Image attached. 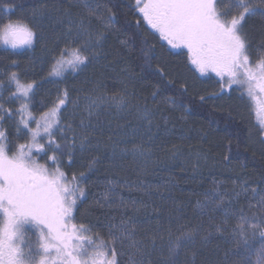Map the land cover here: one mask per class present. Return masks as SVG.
Wrapping results in <instances>:
<instances>
[{"label":"trees","instance_id":"16d2710c","mask_svg":"<svg viewBox=\"0 0 264 264\" xmlns=\"http://www.w3.org/2000/svg\"><path fill=\"white\" fill-rule=\"evenodd\" d=\"M70 1L84 3V0H4L19 5L14 11L27 7L38 8L42 5L48 8H57L60 5L64 9ZM88 3L103 5L112 17L121 44L113 40L112 36L106 35L96 60L111 67L124 66L134 75L135 85L124 84V87H132L135 92L142 94L139 99L132 98L134 103H131H138L135 104L138 107L133 105L136 107L134 110L145 111L153 93H157L158 98L162 97L169 106L178 105V109L168 111L165 105L158 106L155 112L158 119L155 120L154 117L153 123L162 124L165 119L166 126L163 124L162 128L166 134H156L149 145L139 143L138 146L142 144L145 152L151 157L145 167L137 163L132 153L118 157L110 156V147L119 134H128L133 128H139L133 107L126 117L100 111L92 117L83 118L79 115L69 116L64 111L61 123L70 124L72 128L71 131H66L67 137L71 139L75 134L76 144L85 136L88 139L84 152L76 150L73 163L69 165L65 155L63 163L59 165L69 180L74 173L77 176L81 172L85 173L80 184L86 188L87 198L79 204L76 220L79 225L83 224L91 231L83 235L98 234L97 240L110 239L106 229L109 228V223L113 224L116 211L114 215H110L102 204L100 207L95 204L97 202L91 197V193L97 184L112 180L120 184L121 190H130L124 192L128 196L129 204L137 201L139 205H143L142 209H134L124 216L120 215L123 218L117 217L116 221L135 225L137 240L147 241L153 235L158 237L156 250L149 249L150 255L143 257L145 264L149 260L156 264L161 254L167 255L168 229L171 227L173 232L178 234V224H187L189 229L196 228L198 231L196 244L200 254L197 264H223L225 259L231 264L233 259H244L247 256L236 254L231 230L237 224L241 212L251 216L258 210L251 207L241 196H234V191L251 188L253 185L260 188L264 184V129L254 119L253 112L243 109L245 101L248 102L247 98L240 93L226 90L219 94L220 88L217 85L216 91L207 89L205 82L196 79V71L188 60L187 51L182 47L173 48L151 28L139 12L136 0H88ZM9 18L8 15L6 19ZM44 22L50 24L48 21ZM3 24L0 17V26ZM243 30L248 34L252 48L259 46L264 42V17H249ZM58 36L54 34L52 37ZM54 45L35 41L33 48L23 47L17 50L0 44V81H3L0 98L8 97L15 91V85L8 82V75L13 71L19 74L23 83L36 81L38 87L32 98L30 111L39 118L41 113L51 107L50 101L56 90H67L70 103L72 97H75L74 93L84 89L88 81L93 83L92 86L97 81L102 83L103 74L96 72V69H87L84 73L69 71L64 79L49 77L53 56L58 55L59 49L65 46L61 44L53 49ZM13 60L18 64L12 65ZM182 86L187 90L184 91ZM119 89L120 85L115 82L110 92L117 95L121 93ZM166 97L169 99L165 100ZM201 97L205 99L201 100ZM150 104L154 107L153 103ZM17 105H21V100L7 102L4 106L15 112L19 108ZM19 119L17 113L11 120H5L0 128L6 131L10 141L26 143L21 137L17 139L15 136V123ZM81 121L89 127H81ZM31 127H35L34 121ZM131 135L132 133L129 136L132 137ZM149 138L147 137V140ZM132 146L136 147L135 140L117 147L130 150ZM226 155L230 157L228 161L224 159ZM34 158L49 171L55 172L57 165L48 161L47 156H35L34 153ZM93 159L99 163L89 170V162ZM132 187L137 190H131ZM214 190L222 192L220 197H223V205L215 206L218 200L207 202V196ZM155 192L158 194L154 199ZM127 201L125 199V202ZM110 204L111 202L108 203ZM225 221L227 230L224 235H212L201 247L200 237L207 235L209 231L214 233L215 225ZM29 235L34 242L36 236L31 233ZM160 236L164 237V246ZM258 246L259 241L254 247ZM109 256L111 258L110 254ZM179 259H185L183 251Z\"/></svg>","mask_w":264,"mask_h":264},{"label":"snow or ice","instance_id":"6c2138e0","mask_svg":"<svg viewBox=\"0 0 264 264\" xmlns=\"http://www.w3.org/2000/svg\"><path fill=\"white\" fill-rule=\"evenodd\" d=\"M84 6L88 8L90 17L96 16L99 5L93 9L89 7L88 0H84ZM136 6L144 21L163 40L173 48L182 46L187 49L188 60L198 72L203 74L211 70L216 73L220 83L219 94L224 92L225 80L228 88L233 84L243 87L245 81L241 80V75L246 76L249 96L253 93L254 83L255 87L264 92V51L258 53L255 67H251L252 43L243 30L249 17H264V0H136ZM16 7L19 5L0 0V11L4 13H10ZM44 14L43 8L33 9L30 17L9 19L0 26V44L10 49L33 48L38 38L37 21ZM96 18L104 19L103 16ZM76 29L74 33L70 27L64 33L65 46L59 49L58 55L53 56L49 77L64 79L69 71H81L99 57V51L89 52V49L102 48L104 33L99 32L93 36L83 20L77 23ZM258 47L264 49V42ZM11 63L18 64L15 60ZM8 82L15 85V91L8 97L0 98V125L18 113L20 119L15 123V136L19 139L27 134L29 140L26 143L10 141L6 131L0 128V264H119L116 245L118 242L123 245L125 241L130 250L131 264H145L143 257L150 255L149 249L156 250L157 236L153 235L147 241L137 240L135 225L122 222L118 232L109 231L110 239H99L97 243L98 234L83 235L91 229L74 223L75 213L79 204L87 198V191L80 184L85 173L81 172L78 176L74 173L69 180L59 167L65 155L69 165L73 163L77 150L75 134L71 139L66 135V131L72 130L71 125L61 123L62 114L68 105V91L58 90L51 107L37 118L30 111L37 82L23 83L15 71L9 73ZM2 86L3 81H0ZM182 87L184 91L187 90ZM156 95L153 93V98ZM87 99L89 116L109 103L123 102L122 98L118 100L115 96ZM16 100H23V103L15 112L5 108V103ZM33 121L34 128L31 127ZM80 126L89 127L84 121H81ZM260 126L264 129V121H261ZM45 137L47 140H44ZM42 140L43 143L40 142ZM87 143L85 136L80 141V152L85 151ZM49 152L52 154L48 155ZM34 153L35 156L43 154L48 161L56 164L55 174L50 173L45 165L39 164ZM140 154L143 155V152ZM224 159L228 161L230 157L226 155ZM97 163L99 161L96 159L90 161L89 170ZM247 191L245 187L244 192ZM259 192L253 188V198ZM214 195L220 194L216 192ZM216 203L223 205V197ZM251 207L258 212H253L251 216L241 212L231 235L235 241L236 254L250 256L254 253L255 256L254 260L242 259L239 264H264V195H260V199ZM226 225L227 221L217 224L214 233L209 231L207 235L201 236V247L212 235L223 236L227 230ZM176 232L178 234L171 227L168 229L167 255L161 254L156 264H197L200 254L196 244L197 229H189L187 224H178ZM29 233L36 236L34 242ZM159 239L164 246V237L160 236ZM257 241L259 246L254 247ZM91 247L97 249L95 255L89 254ZM182 251L185 259L180 260ZM98 257L102 259L98 260ZM136 257L141 259L137 261ZM147 264H153V261L149 260ZM223 264H227L226 259Z\"/></svg>","mask_w":264,"mask_h":264},{"label":"rangeland","instance_id":"374dc122","mask_svg":"<svg viewBox=\"0 0 264 264\" xmlns=\"http://www.w3.org/2000/svg\"><path fill=\"white\" fill-rule=\"evenodd\" d=\"M88 4H89V7L93 9L97 8V5H99V10L96 13V16H103L104 19L99 20L96 18V16L90 17L88 14V8L84 6L83 2L77 3V2H72V1H70L67 4V8H64V9L60 5L57 8L55 7L48 8L47 6L42 5V7H38V8L27 7L26 9H16L15 11L9 14L4 13L3 11H0V17L3 19V23H7L8 20L6 18L8 15L10 17L9 19L15 20L21 16L30 17L33 9L43 8L45 14L41 18H39V20L37 21L38 27L36 31L38 33V38L36 39V41L37 42L41 41L42 43L49 44V45L55 44L53 46V49L56 48L58 45L65 44L66 37L64 33L70 27L75 33L77 30L76 25L81 20H83L84 24L88 26L93 36L96 33L103 32L105 37L106 35H108L109 37L112 36V39L116 40V42H118L119 44L120 40H118L117 38V29H115V26H114L115 24L113 23L112 19L111 20L108 19L109 14L106 8H104L103 5H100L98 3H88ZM43 20L48 21L50 24L44 22ZM69 21H72V23L70 24ZM54 34H56L57 36L59 35V36L57 38H54L52 37ZM77 43H79V41H77ZM18 49H21V48H18ZM183 49L187 51L186 48H183ZM99 50L101 51V49H89V51L91 52L99 51ZM252 50H253L252 65L250 66L255 67L256 60L258 59V53L260 51H264V49H260L257 45H255V47H253ZM193 68L195 69L194 66ZM87 69L89 70L96 69V72L98 71L99 74L102 73L103 74V75L101 74L103 76L102 77L103 79L101 80L102 83H100V81L98 83L97 81V83H95V85L92 86L93 83L88 81V85L85 86L84 89H81L77 93H74L75 97H72L70 103H68L67 105V108L64 109L65 113L69 116L79 115L83 118H86V117L89 118V117L96 115L100 111H105V112L112 114L113 116L126 117L128 116L127 114H129V112L131 111L130 108L133 107V114L137 120L136 125H138L139 128H133L134 130L132 129V131L128 133L129 135L132 133L131 135L132 137H130L126 133L119 134V137L116 136L118 138L114 140L113 144L110 147L111 148L110 156L118 157L126 153H132L134 157L136 158L137 163H139L140 165H144L145 167L151 161L150 160L151 157H149L150 154L148 152H145L144 146L142 144L143 143L148 144V145L151 144L152 137L155 136L156 134L158 135L161 132L166 134L165 130L162 128L165 122V119L162 121V124L153 123L154 117H155V120L158 119L157 113H155L158 109V106L165 105L168 111H170L172 109L177 110L178 105L169 106L166 102H164V100H162V97L158 98V96L156 95L154 98L153 96L150 97L149 103L147 102L148 99L145 100L146 101L145 103L146 104L148 103V106H149V107L147 106L148 108H146L145 111H142V112L141 111L139 112L138 110L135 111L134 109L136 107H134L133 105L135 104L138 105V103L133 104L134 103L133 99L134 98L139 99L141 97L140 95L142 94L139 93L138 91L135 92L132 87H130V89L128 88V86L124 87L125 83H130L134 85L136 83L134 79L135 78L134 75L130 74V72L127 71L124 66L122 67L112 66L111 67L107 63H105V65H102L101 63L98 62V60L94 59L90 63H88L87 66L83 70H81V72L84 73ZM195 71L197 75L196 79L200 80V82L201 81L205 82V84L207 85V89L215 90V85H217L220 88L219 77L216 75L215 72H212L211 70H209L208 72L201 74L196 69ZM241 73H243V70H241ZM241 80L245 81L243 87H241L239 84H233L231 88L227 87V80H225L226 87L224 91L226 90V91L233 92V93L237 92L238 94L240 93L244 97H246L248 102L245 101L243 109L245 108L247 112L249 111L250 113L253 112L254 119H256L257 122L261 124V121H264V92L260 91L259 88L255 87V83H254L253 93L251 96H249L248 91H247L248 85L246 83V76L241 75ZM115 82L120 85L119 90L121 91V93L117 95L111 94L110 92V88L115 84ZM57 95H58V91L56 90L55 95H53V99L50 101V106L52 105V102L57 98ZM100 96H106V97L115 96L117 97L118 100L122 98L123 102L120 104H117L115 102L109 103L103 107L96 109L94 113L91 116H89L88 110H87V105L89 103V100L87 98L88 97H100ZM150 102L153 103L154 107H152ZM22 103H23V100H21V104ZM17 106L19 107L20 105H17ZM179 119H182V118H179ZM164 125L166 126V124ZM152 129H153V135H151ZM147 137H150V138L147 140ZM21 138L24 140V142H28L29 140V137L27 136V134H25ZM44 140H47V138L45 137ZM130 140L131 142L135 140L136 147L132 146L130 150L129 148L125 149L123 147H117L125 143H128V141ZM40 142L43 143L44 141L42 140ZM140 142H142V144L138 146ZM79 145H80V142H77V149H79ZM141 152H143V155L140 154ZM149 174H151V172ZM100 187H101V190L99 191ZM246 188L248 189L247 193L244 192V188H241L240 190L234 191V196L237 197V193H239V196L244 198V200L247 203H249L250 205H255L256 202L260 199V195H264V184L260 188L254 187V185L251 186V188H248V187ZM253 188L260 190L259 194L256 195L255 198H253V194H252ZM133 189L137 190V188L135 187H132L131 190ZM125 191L129 192L130 190H127L126 188H122L121 190L120 184H118V182L116 181L113 182L111 180L104 184H97L95 186V189L92 190L91 197L95 198L94 200L95 202H97L95 204H99L98 205L99 207L102 204L104 210H107V212L110 215L111 214L114 215L116 211L115 218L117 217L123 218L121 216H124L125 214L130 213L131 210L143 208V205L142 206L139 205L137 201H134L133 204H129L127 201L128 196L124 193ZM216 192H219L220 195L219 196L214 195V193ZM157 194L158 192L154 193L153 195L154 199L157 197L156 196ZM221 194L222 192L217 191V190L211 191V193L207 196L209 197L207 202H215L216 200H219L221 198L220 197ZM217 197L219 199H217ZM125 199L127 202H125ZM110 202H111L110 205L114 203L112 207L108 205V203ZM146 206L148 205L146 204ZM215 206H219V205L215 203ZM115 218H114L113 224L112 223L108 224L109 228L106 229L107 234L109 233L110 230L113 232H118V226L122 222L116 221ZM128 224L131 226L130 223ZM113 226H117V227H113ZM116 250L119 253V256H118L119 264H131V261L129 260L130 250L128 248V244L126 241L123 245H121L118 242L116 245ZM135 259L137 261L140 260L139 257H136ZM254 259H255L254 255L250 257L248 256L244 257V260H254ZM241 260H242L241 258L233 259L231 264H239ZM227 264H229V262Z\"/></svg>","mask_w":264,"mask_h":264},{"label":"flooded vegetation","instance_id":"af4514ba","mask_svg":"<svg viewBox=\"0 0 264 264\" xmlns=\"http://www.w3.org/2000/svg\"><path fill=\"white\" fill-rule=\"evenodd\" d=\"M76 215H78V214H77V211H76V213H75V216H76ZM74 223H76L77 225H79V224L77 223V220H76V219H75ZM97 243H99V240H97ZM96 251H97V249H96L95 247H91V248H89V254H90V255H95V252H96ZM100 251H102V250H100ZM97 259H98V260H99V259H102V257H98ZM109 259H110V256H109Z\"/></svg>","mask_w":264,"mask_h":264}]
</instances>
